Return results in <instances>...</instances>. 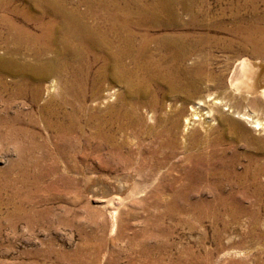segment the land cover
I'll use <instances>...</instances> for the list:
<instances>
[{"label": "rangeland", "instance_id": "1", "mask_svg": "<svg viewBox=\"0 0 264 264\" xmlns=\"http://www.w3.org/2000/svg\"><path fill=\"white\" fill-rule=\"evenodd\" d=\"M62 1L102 32L110 15L135 21L137 3L155 0ZM177 1L176 24L151 31L202 35L185 66L204 70L191 73L186 92L158 82L156 94L151 85L140 94L143 82L129 91L130 82L102 80L91 57L82 87L76 70L18 75L34 52L55 54L43 41L24 49L17 33L37 36L58 13L0 0V264H264V0ZM243 58L258 74L254 93L226 81Z\"/></svg>", "mask_w": 264, "mask_h": 264}, {"label": "bare ground", "instance_id": "2", "mask_svg": "<svg viewBox=\"0 0 264 264\" xmlns=\"http://www.w3.org/2000/svg\"><path fill=\"white\" fill-rule=\"evenodd\" d=\"M32 1H34L35 6L42 8L45 12L48 11L46 9V8H48L53 13H55V14L58 13L57 15H59L58 17L60 19L58 18L59 20H57L56 19L57 15H56V17H55V15H52L50 22H49L50 23V26H49L50 29L46 28V30L45 29L39 30L40 32H39V34H37V36H36V33H33V32L31 33V31H29L30 29L25 30L24 28H22L21 31L17 33L18 37H17V39L15 38L16 42L18 44H20L21 46H23L24 49L28 48V51H29V49H31L33 47L32 45H35L34 44L35 41L36 42L37 41H43L42 43H45L48 46V49H50V51L51 50L54 51L55 57L50 58L48 60H45V59L43 60L44 57L42 58V54H44V53L39 52V51L34 52L33 56H34L36 61L30 62V63H23L22 62V64L20 63L22 66H20V64L17 63L18 65H16V68H17L16 71L18 72V75H21L22 69H26L27 71L29 70L31 72V74L34 75V77L41 79L43 77L44 78L45 77H51L53 75L54 76L55 75L60 76V74L64 72V71H62V69L66 70L67 71L66 73H68L69 70L70 71L76 70L74 72V77L76 80L79 81L78 84H80V87H82L81 86V81H82V77H83L82 71L84 70V68H86L87 65L89 67L90 62L88 61V59H89V57H91V61H93V62L95 61V59L101 60L100 73H101V76L103 77L102 80H104V81L106 79L107 80L113 79L115 81H123L125 83L130 82L128 84V87H127V89L129 91H132V89H133V86H132L133 81L143 82L145 85H142L141 87L136 86V88L134 89V92H137L140 94H145L149 90V85H151L152 89L155 90V92H153V94H156L157 93L156 92L157 91L156 90V83L166 82L168 92H170L172 94V93H176L178 91L186 92L190 87H192V84H191L192 74L191 73L195 72V71H203L204 70V68H202V66L200 64H196L193 67H186L185 66L186 61L188 59L193 60V62H195L194 61L195 59L193 57L198 52V50H200L202 43H204V38L202 35H201L202 36L201 37L198 35V33L192 32V31H171V30L170 31H163V32L151 31L152 28H156V27L172 28L173 25L176 24L177 21L174 18L176 12L173 11L174 8L172 7L173 6L172 0H158V1L155 0L154 2L147 3V5H144L145 3L144 4H138L137 3V8H136L137 16H136L135 21H133L131 19L128 20L127 18L123 19V20H118L115 16L110 15L109 18H110L111 22L107 28L102 30V32H98L95 28H92L89 25L85 24L86 22L84 23L81 20V17H80L81 15L79 13H76L74 10L69 9L66 6V3L62 0H32ZM11 2H12V0H11ZM177 2H179V0ZM158 3H160L162 6L161 7L162 10H160V14L167 12V15L169 14L168 18H165V17H163L164 19L158 18V16H159V9H158L159 5H158ZM177 4H179V3H177ZM183 8H186V5H184ZM20 14H21V12L19 13V15ZM40 17H32V15L28 16V18H31L32 21H34V22L39 21ZM21 19H22V17H21ZM42 21H44V20H42ZM54 24L56 25V27ZM132 24H134V28H132L130 26ZM177 25H179V24H177ZM135 26H137V27L140 26V27H142V29H139ZM18 29H19V27H18ZM18 29H17V31H18ZM14 30H16V29H14ZM7 33H6V35H7ZM0 38H2V37L0 36ZM3 41H4V39H3ZM4 43L6 44V42H4ZM75 45L77 46L76 48H78L76 51L73 50V49H75L74 48ZM152 45L155 48H152ZM57 46L60 47V49H57ZM20 49H21V47H20ZM42 49H44V48H42ZM93 50H98L100 52V54L99 55L93 54ZM20 52H19V54H20ZM14 53H16V52H14ZM31 53H30V55H31ZM46 54H48V51ZM50 55H51V53H50ZM30 57H32V56H30ZM24 58H26V57H24ZM41 58H42V60H41ZM71 61L76 62V65L74 67H71L73 64L70 65V63H68ZM17 62H18V60H17ZM136 68H139L142 71V76L140 79H138L139 75L137 74ZM175 72H176V74H175ZM71 75H72V77H71ZM71 75H70V78L72 79L73 73ZM257 76H258L257 71H256V69H254L253 65L250 64L248 59L243 58V59L236 60L232 64V67L230 68V71H229V74H228L226 81H227L228 86L235 91H240V92H245V93H250V92L254 93L258 90ZM182 77L185 78L184 79V81L186 80L185 83L181 82ZM75 79H73V80L75 81ZM52 80L54 81V79H52ZM55 80H56V78H55ZM64 80H67V79L64 78ZM69 81L70 82H68V83L64 82V86L68 87L67 88L68 91H69V88H71V89L75 88V85L73 84L72 80H69ZM20 83H22V82L20 81ZM50 87L51 88L53 87L52 84L50 85ZM10 88H12V87H10ZM76 89H78V86ZM17 91H18V89H17ZM78 92L80 95H82V93H83L82 90H81V92L78 90ZM200 104L202 105V103H199V105ZM195 114H197L198 116H194ZM190 115L192 118H200L199 115H201V113L199 114V110H197V108H193L192 113H190ZM107 117H105V118H107ZM113 117H114V115H113ZM192 118H188L187 120L189 121V119H192ZM103 121H105V120H103ZM105 123H106V121H105ZM254 123H256L257 126L258 125L262 126V123H260L258 120H254ZM103 124H104V122H103ZM121 124H122V122H121ZM118 125H120V124H118ZM187 125H189V124H187ZM106 136H108V135H106ZM218 136H219V134H218ZM218 140H219V138H218ZM198 151H199V149H198ZM198 155H200V154H198ZM212 155H214V154H212ZM201 156L203 157L202 159H204L203 163L206 164L208 158H210L209 155H207V153H203ZM219 158H220V156H219ZM217 160L219 162V159H217ZM217 160H216V163H217ZM221 162H223V161H221ZM219 165H220V163H219ZM205 168H207V167H205ZM207 169H209V168H207ZM262 173L263 172H261V174ZM243 176H244V174H243ZM201 179H203V178L201 177ZM204 179H206V177ZM228 201H229V199H228ZM200 218H201V216H200ZM213 218H215V217H213Z\"/></svg>", "mask_w": 264, "mask_h": 264}]
</instances>
